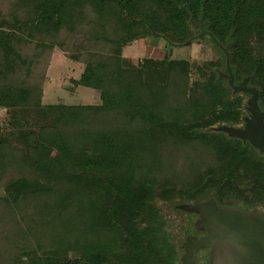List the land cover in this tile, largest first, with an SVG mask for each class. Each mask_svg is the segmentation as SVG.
Here are the masks:
<instances>
[{
    "label": "trees",
    "instance_id": "trees-1",
    "mask_svg": "<svg viewBox=\"0 0 264 264\" xmlns=\"http://www.w3.org/2000/svg\"><path fill=\"white\" fill-rule=\"evenodd\" d=\"M148 37L210 45L221 68L189 82L185 61L123 57ZM56 49L84 65L71 84L97 104H42ZM244 88L264 130V0H0V264H194L210 247L179 240L155 199L264 225Z\"/></svg>",
    "mask_w": 264,
    "mask_h": 264
},
{
    "label": "rangeland",
    "instance_id": "rangeland-1",
    "mask_svg": "<svg viewBox=\"0 0 264 264\" xmlns=\"http://www.w3.org/2000/svg\"><path fill=\"white\" fill-rule=\"evenodd\" d=\"M123 57L128 59L132 64L137 65L144 59H152L154 61H161L165 59L185 61L190 67V80L192 82L196 79V70L198 67L207 65L209 67L215 66L216 70L221 68L222 61L220 60L219 54L215 52V49L210 45H203L199 42H192L190 45L181 47H170L162 39L157 37H148L142 40L134 42L130 46H124ZM219 59V60H217ZM84 65L80 63H74L66 58V56L56 49L50 61V66L46 74V82L43 90L42 104L44 106L50 105H94L99 102V94L95 91L85 87H73L71 80H78L80 75L83 73ZM3 111H0V120L3 117ZM193 152L187 151L186 157L188 158ZM177 156V162L180 165L181 156ZM199 155V158L205 156ZM185 162V159L183 160ZM180 167V172L188 171V164H183ZM176 170V169H175ZM178 170V169H177ZM180 200L175 201H161L155 199L152 202V207L157 208L159 215L162 219H169L176 223L174 227L176 233L180 237L179 240L182 242L187 238V243H190L191 239L196 236H201L200 240H208L210 235L218 233L222 235H228L226 228L217 223L211 212H206L207 208L214 206L213 203L202 207V209L196 210L194 213H186L181 211L179 206ZM180 207V208H179ZM227 212L228 208H225ZM262 211L259 209V212ZM241 221L247 226L256 228L260 226L259 218H246L241 217ZM177 236V235H175ZM199 240V241H200ZM32 241V240H31ZM217 241L213 238V242ZM218 242V241H217ZM210 248L204 249L194 254V264H207L209 256L215 255L218 264H243L244 259L250 254L252 249L244 247H228L224 244H213L209 241L204 243ZM195 248V246H194ZM7 249H0V255L4 258L7 257ZM196 251V248H195ZM198 257H197V256Z\"/></svg>",
    "mask_w": 264,
    "mask_h": 264
},
{
    "label": "water",
    "instance_id": "water-1",
    "mask_svg": "<svg viewBox=\"0 0 264 264\" xmlns=\"http://www.w3.org/2000/svg\"><path fill=\"white\" fill-rule=\"evenodd\" d=\"M229 75L230 85L233 86V79L230 72ZM243 91L250 92L254 96L250 109L256 117L250 123V127L257 131V134L252 135L250 133H238V135L247 139L253 147L264 149V130L261 126L263 116L258 109H255L257 92L246 88H244ZM206 210L213 214L217 223L222 224L226 228L228 236L221 238L218 233H215V235H210L208 240H200L198 244L195 245V248L201 247L206 241L213 243V238L215 237L219 243L227 244L230 247H244L252 249L250 254L244 259L243 264H264V225L261 224L256 228H252L251 226L244 224L241 221V217H236L215 206H210Z\"/></svg>",
    "mask_w": 264,
    "mask_h": 264
}]
</instances>
